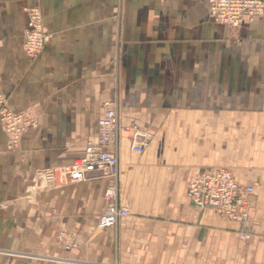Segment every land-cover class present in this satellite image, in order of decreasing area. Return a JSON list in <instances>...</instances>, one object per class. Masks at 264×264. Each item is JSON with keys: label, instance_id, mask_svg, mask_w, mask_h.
<instances>
[{"label": "crops", "instance_id": "obj_1", "mask_svg": "<svg viewBox=\"0 0 264 264\" xmlns=\"http://www.w3.org/2000/svg\"><path fill=\"white\" fill-rule=\"evenodd\" d=\"M34 8L49 40L31 59ZM0 81L10 110L39 122L14 150L0 123V264H264V16L235 31L210 19L209 0H0ZM110 100L129 216L95 231L109 179L58 172ZM133 126L150 135L144 154ZM217 168L254 187L248 221L188 199L189 181ZM61 231L82 245L64 251Z\"/></svg>", "mask_w": 264, "mask_h": 264}, {"label": "built area", "instance_id": "obj_2", "mask_svg": "<svg viewBox=\"0 0 264 264\" xmlns=\"http://www.w3.org/2000/svg\"><path fill=\"white\" fill-rule=\"evenodd\" d=\"M29 20L25 30L23 49L26 55L33 59L46 46L49 35L44 26L39 9L28 11ZM210 19L232 30L239 31L244 22L264 16V1L262 0H209ZM104 113L97 121V136L84 149L67 171L70 183L85 182L89 175L99 173L109 179V185L104 192L105 209L99 218L95 231L113 228L129 216V211L119 203L120 198V159L118 144L122 126L120 124L119 108L114 100L103 104ZM0 123L8 137L9 149H16L23 135L29 128L39 125L37 119H31L24 113H15L7 105L0 81ZM131 150L144 154L151 139L147 131L131 127ZM41 183L53 184L55 173L46 169L37 174ZM253 186H243L236 181L230 170L225 168L211 169L193 177L187 188V197L199 210L214 209L220 216L234 222L248 221L251 210ZM247 236H243L245 238ZM58 240L64 251L78 249L82 242L77 235L65 231L58 234Z\"/></svg>", "mask_w": 264, "mask_h": 264}, {"label": "bare ground", "instance_id": "obj_3", "mask_svg": "<svg viewBox=\"0 0 264 264\" xmlns=\"http://www.w3.org/2000/svg\"><path fill=\"white\" fill-rule=\"evenodd\" d=\"M58 175H59V179L61 181H64L66 179V169H62V170L60 169Z\"/></svg>", "mask_w": 264, "mask_h": 264}, {"label": "rangeland", "instance_id": "obj_4", "mask_svg": "<svg viewBox=\"0 0 264 264\" xmlns=\"http://www.w3.org/2000/svg\"><path fill=\"white\" fill-rule=\"evenodd\" d=\"M46 30H47V29H46ZM41 185H45V186L47 187V186H49V185H51V184L41 183ZM41 185H40V186H41ZM43 187H44V186H43Z\"/></svg>", "mask_w": 264, "mask_h": 264}]
</instances>
